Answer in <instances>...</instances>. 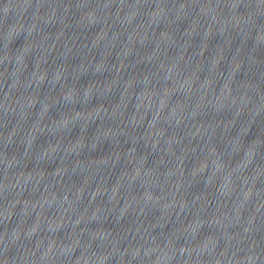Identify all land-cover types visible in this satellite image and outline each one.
Here are the masks:
<instances>
[{
  "label": "clouds",
  "instance_id": "obj_1",
  "mask_svg": "<svg viewBox=\"0 0 264 264\" xmlns=\"http://www.w3.org/2000/svg\"><path fill=\"white\" fill-rule=\"evenodd\" d=\"M145 3H147V0H145ZM148 6L151 7V5ZM97 7L105 8L110 7V5L101 4ZM119 7L123 10V3ZM156 7L161 10L166 8L173 9L171 14L167 11H162V18L168 21L169 28L179 31L182 40L185 39V33L190 28L192 31L199 29L202 34L209 33L212 29H218L219 27H223L225 31L239 29L241 36L248 35L252 45L255 44L258 36L264 34V0H175L171 5H165L163 0H161L160 4L156 5ZM138 8L139 6L136 11L131 13V19H135L139 15ZM241 8L244 11H241ZM189 9L192 11H189ZM107 15L111 16V13L109 12ZM121 19V14L118 13L117 20L120 21ZM148 19L150 21L148 27H152L153 19L151 16ZM184 22H186L187 26L181 30L180 25ZM140 26H143V23ZM159 26L160 24L157 23V28ZM10 27L9 25L8 29L4 31L5 36ZM21 34L14 36V39L7 40L6 42L0 41V45L5 48L4 58L0 63L18 58L15 57L17 49L21 50V52L24 50L27 42L26 39H24L19 47H13L14 42ZM258 51L261 54L256 55L257 60L262 69H264V44L259 46ZM193 52H195V49H193ZM25 59L26 64H28L27 57ZM155 59L157 61L156 72L150 78H147L148 84L146 87H150L151 93L147 97L148 103L144 109L145 117L151 111L153 101H156L157 109L155 118H167L168 114H171L178 115L177 123H191L194 119H203L205 114L212 115L211 109L217 102L223 100L226 105L225 111L215 113L214 115L218 120L231 121V125H224L226 131H229L232 127H240V124L237 123L238 121L242 123L258 112L264 115V71L261 72V75L253 78L256 84L255 88L245 87L240 89L234 86V84L227 83L229 80V77L226 75L229 68L228 63L220 66L223 70L219 74L223 77V80H217L211 76L207 67L208 57H205V67L199 72L193 71V65L197 61L195 55L189 56L187 60L183 57H175L165 62L159 55ZM247 59L248 57L246 56L245 63H247ZM5 72H7V69H5ZM242 78H244L243 74ZM242 78L239 76L237 80ZM158 95L159 99L157 100ZM201 105L204 106V111L197 114V108ZM7 111L5 110V115H7ZM221 143L223 145L222 150L208 152L202 164V172L205 174L211 173L216 178L209 186L216 190V199L218 201L221 200L222 196L226 199V194L222 191L226 175L231 177L232 182L234 180H242L240 176H237L236 170L238 168L233 167L238 157L233 154L230 142L225 143L222 141ZM7 149L5 147L4 151H7ZM28 151L29 149L26 147L24 153L11 156V158H4L3 161H0L4 169L3 180L0 181V185H2L0 186V197L11 203L13 209H18L19 213H21L22 207L27 206V201L25 200L22 204L21 198L28 197L30 193L25 191L26 187H21V182L27 183L28 180L17 176L21 168L18 172L14 173L13 167L14 165L19 167L21 164L23 167L25 166L24 162ZM34 151L37 154L39 153L38 149ZM218 161L223 162V169L217 167ZM130 163L133 166L125 178V202L129 203V207L135 204L140 211H143L144 205L137 201L129 202L127 200L128 192L139 194L144 190L142 184L137 181V176L141 174L140 169L136 166L135 161H130ZM30 164H32L31 168L41 166L45 167L49 172L52 170L50 165H44L38 159H31ZM30 164L27 165L28 169H31L29 167ZM148 166H152L150 159ZM11 175H15L16 179L10 182L8 177ZM50 178L54 182V190L51 196L55 199V189L58 181L55 175H51ZM203 183L208 184L209 182L205 180ZM9 186L16 193L12 196L11 200L8 199L12 195L8 192ZM175 190L178 192L179 188L176 187ZM58 191L59 196L67 201L70 191L67 188V182H65V187ZM155 202L161 204L160 200H156ZM18 205H21V207L18 208ZM223 206L226 207V205ZM161 208L171 211L179 208L180 213L183 215L177 217V222L173 223L165 234H162L164 232L163 229L157 230L154 234L137 233L142 243L136 244L134 247L129 246L125 248L122 255H120V264H161L162 261L166 262V264H173V262L174 264H193L191 257L185 259L186 254L189 252V246H178L177 241L188 232L192 219H200L205 223H217L216 217L220 214L219 210H217L216 213L209 216L207 209L197 208L194 203L190 204L186 201H179L176 196L163 200ZM33 211H36V205H33ZM12 216L13 211H8L3 220H11ZM189 217L192 219H189ZM21 219L20 215L18 221ZM10 231L12 233L10 241L7 239L8 226L5 227L3 235H0V264H38L39 261L46 260L55 248L52 245L41 252V244L43 243L41 236H43V233L36 240H33L32 238L37 235V231L34 229L26 230L16 226L12 227ZM22 236H26L28 239L30 247H27V249L21 246ZM247 236L248 230L244 229V237H241L238 241L237 252L240 255H233L229 264H264V251H257V248L260 247L259 243L250 241L247 243L248 250H244L245 237ZM190 247L192 251L196 250V246L191 245ZM13 248L17 249L16 254H11V249ZM142 251L144 252L143 259L140 256ZM161 252L163 255L159 254ZM38 253L39 255H37ZM53 264H55V260H53ZM85 264H88V261H85ZM195 264H199V261H196Z\"/></svg>",
  "mask_w": 264,
  "mask_h": 264
}]
</instances>
